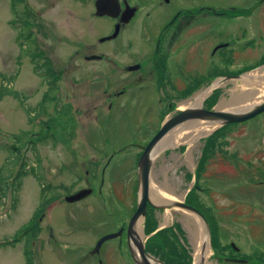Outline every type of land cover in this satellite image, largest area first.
I'll use <instances>...</instances> for the list:
<instances>
[{
	"label": "rangeland",
	"instance_id": "374dc122",
	"mask_svg": "<svg viewBox=\"0 0 264 264\" xmlns=\"http://www.w3.org/2000/svg\"><path fill=\"white\" fill-rule=\"evenodd\" d=\"M89 1L0 0V74L15 76L8 83L0 77V86L19 94L0 96V241L20 235L46 196H57L47 200L37 216L36 237L0 244V264H27L28 258L30 264H136L124 234L122 241L110 238L92 251L104 235L121 226L125 229L135 211L142 147L163 116L184 109L182 105L217 77L238 75L245 67L264 62V0H185L192 12L195 7L203 9L198 11V23H188L185 45L177 53L186 69L180 88L172 89L169 83L159 86L142 67L133 72L138 77L135 84L114 98L119 89L114 85L123 73L115 66L103 61L107 69L98 71L97 61L81 60L74 62L81 69L68 66L74 43L111 30L110 21L96 17L93 0ZM169 11L173 12L170 7ZM24 15L36 16L42 25L43 33L31 31L38 33L36 47L41 56L50 58L52 74L36 71L21 46L19 17ZM134 36L131 29L122 38ZM116 42L98 46L115 58ZM223 42L228 46L214 51ZM255 70L225 80L203 107L243 111L252 102H262L251 99L237 107H219L231 93L249 89L242 77ZM50 77L55 92L49 91ZM45 92L52 100L41 109L38 104L45 101ZM22 164L26 172L16 183ZM150 184L171 198L159 202L149 196L160 208L148 205L143 241L172 228L168 235H174V249L187 250V261L194 264L197 214L175 205L184 199L206 219L201 217L208 234L209 262L264 264V112L243 122L221 123L196 141L159 151ZM86 189L88 194L78 201L65 199ZM158 256L154 255L168 264L166 256ZM226 257L245 262L226 261ZM169 264L180 263L173 259Z\"/></svg>",
	"mask_w": 264,
	"mask_h": 264
},
{
	"label": "flooded vegetation",
	"instance_id": "af4514ba",
	"mask_svg": "<svg viewBox=\"0 0 264 264\" xmlns=\"http://www.w3.org/2000/svg\"><path fill=\"white\" fill-rule=\"evenodd\" d=\"M184 1L180 0L176 4L175 0H111V11L114 16L94 14L98 18L109 20L111 30L103 35L94 36L91 41L85 40L84 37L74 43V49L68 55L69 69H81V64L74 63L78 60L97 61L98 71H106L107 64L103 65V61L107 62L110 67L115 66L119 70V74L123 72L114 85L119 87L117 92L113 93L114 98L118 95L117 99L130 89H126L127 86L135 84L138 77L133 72H137L142 67L148 73L146 77L154 79L159 86L163 84L165 87L169 83L170 88H180L186 69L181 56L177 53L182 51L185 45L188 23L193 20L198 23L196 22L198 20L197 7L192 12L187 9ZM96 2L97 0H93L94 10H97ZM169 7L173 12L169 11ZM21 18L24 31L21 32V46L25 52L30 51L28 56L32 60L35 70L39 72L53 70L50 58L41 56V50L38 49V46L36 47L35 43V37L39 31L43 33L42 25L37 24L34 15H24ZM32 23L35 27L28 26ZM116 25H118V32L112 36ZM33 28L37 29L38 33L32 32ZM131 29L136 33V36L133 39L126 38L127 36L122 38V35ZM82 34L84 36V33ZM88 40L90 39L88 38ZM111 41H117L115 44L118 47L114 51L117 54L115 58L98 46ZM134 41H137L138 46H141L134 45ZM223 44L227 46V43ZM147 62L150 66L148 68ZM104 92L106 91L104 90Z\"/></svg>",
	"mask_w": 264,
	"mask_h": 264
},
{
	"label": "water",
	"instance_id": "95a60500",
	"mask_svg": "<svg viewBox=\"0 0 264 264\" xmlns=\"http://www.w3.org/2000/svg\"><path fill=\"white\" fill-rule=\"evenodd\" d=\"M111 0H97L96 2V13L99 15L109 14L114 16L112 9ZM118 32V25H116L115 31L112 36ZM264 112V100L257 104L251 105L247 109L243 111H224L215 109H206L202 106L199 107H187L182 109L181 111L168 116L162 123L160 129L157 133L151 138V140L144 146L143 151L138 160V182H139V193H138V201L136 210L131 216L127 230V245L128 248L137 264H152L150 260H153L157 263H162L158 259L154 258L151 254H149L144 246L142 239H137L134 236V225L136 221L140 217H144L146 215L147 204H152L149 198V186H150V171L152 167L153 160L155 158L154 148L158 144V142L164 137L166 133H168L175 126L194 119H206L210 121H220L222 124L228 123H236L246 121L248 119L253 118L254 116ZM87 190L79 191L73 195L66 197L68 201L78 200L87 194ZM178 206L183 207L187 210H190L201 217L202 214L198 211V209L186 204L184 201H180L176 203ZM122 233V229H119L115 233L107 234L103 236L96 244L95 249H98L100 244L109 238L117 237ZM230 261H242L238 259L228 258Z\"/></svg>",
	"mask_w": 264,
	"mask_h": 264
},
{
	"label": "bare ground",
	"instance_id": "6f19581e",
	"mask_svg": "<svg viewBox=\"0 0 264 264\" xmlns=\"http://www.w3.org/2000/svg\"><path fill=\"white\" fill-rule=\"evenodd\" d=\"M242 79H245L246 84L249 86V89L246 91L239 92L237 95L231 93L230 98L227 100H223L220 102L219 107L223 109L237 107L239 104L244 103L246 101L254 100H264V67L256 69L255 71L249 72L245 74ZM241 79V80H242ZM225 80L218 79L214 82L209 88H207L204 92L198 93L191 99L190 102L182 105V108L187 107H199L202 104L205 96L211 91L213 87L224 86ZM255 88V89H252ZM257 102V101H256ZM256 102H252L254 104ZM221 124L220 121H210V120H190L183 122L177 125L175 128H172L168 133L164 135V137L158 142L156 147L154 148V154L159 151L168 148L175 147L183 142H192L196 141L201 136L209 133L215 127ZM149 195L156 201L164 202L166 199H169V195L159 189L158 187L149 186ZM143 218L140 217L135 225H134V236L137 239H142L143 237V226H142ZM194 225L195 229V239L196 246L194 252V264H212L207 260L209 256V240L206 225L202 218L199 215L194 216ZM149 261L152 264H161L154 262L153 260Z\"/></svg>",
	"mask_w": 264,
	"mask_h": 264
},
{
	"label": "trees",
	"instance_id": "16d2710c",
	"mask_svg": "<svg viewBox=\"0 0 264 264\" xmlns=\"http://www.w3.org/2000/svg\"><path fill=\"white\" fill-rule=\"evenodd\" d=\"M0 77L2 78V82H11L14 80V75L11 76H4L2 74H0ZM14 94L16 97H19V94L14 92L10 87H7L5 85H1L0 86V96H3L5 94ZM213 97V95H212ZM208 99H206L205 102H207ZM25 165L22 164V168H20L18 170V176L15 177L16 179V183L20 182V177L21 175L25 174L23 168ZM3 170V167H0V176H2L1 171ZM19 177V178H18ZM4 178H6V176H4ZM15 183H13L14 185ZM3 192V191H2ZM4 193V192H3ZM49 199L43 200L42 203L40 204V207L38 208L37 211H35L32 219L30 220V224L29 226L27 225L25 228L22 229L21 234L20 235H15V238L12 239L10 241V243L15 240H20V239H24L26 240V242H28L31 238H33L34 236L36 237L38 234V217L40 211H42V208H44V206L46 205V202ZM188 203H190L189 201H187ZM147 218V217H146ZM148 219V218H147ZM148 223V220H147ZM147 223L145 225V231L148 234V232L151 230L150 228H147ZM172 228H168L165 229L164 231L160 232H156L155 234L149 236L146 239V250L154 255H157V257H159L158 255L162 256H166L167 257V262L172 263L173 259H178L180 264H189V260L187 261V259H189V254L187 252V250L183 249L182 253L181 252H177V250L174 249V245H172V241L171 239L174 238V235H168V232L171 231ZM19 236V237H18ZM17 238V239H16ZM3 244H8V242H4ZM28 258V257H27ZM27 264H30V259L28 258V262Z\"/></svg>",
	"mask_w": 264,
	"mask_h": 264
}]
</instances>
